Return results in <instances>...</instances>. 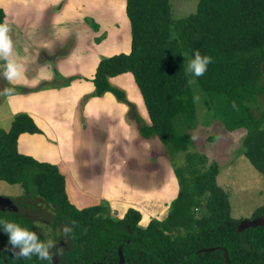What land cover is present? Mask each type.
<instances>
[{"label": "trees", "instance_id": "trees-1", "mask_svg": "<svg viewBox=\"0 0 264 264\" xmlns=\"http://www.w3.org/2000/svg\"><path fill=\"white\" fill-rule=\"evenodd\" d=\"M124 13L129 49L98 60L90 79L93 94L110 92L124 101L123 93L111 86L108 78L129 72L149 119L145 124L128 105L127 116L138 134L156 137L172 150L186 151L189 136L173 123L178 114L182 115L178 127L189 126L194 120L181 53L186 50L190 59L199 50L212 58L205 74L195 78L208 96L213 118L227 131L244 129L242 155L264 173V107L254 113L246 103L255 95H264V0H197L194 12L177 19L171 17L167 0H124ZM2 18L0 9V24ZM85 22L97 29L93 21ZM4 63L0 59V71ZM24 132H41L25 113L13 115L8 129L0 130V180L53 203L61 226L72 229L68 238L62 235L69 249L58 264H116L118 249L123 264H226L222 251L228 264H264V226L236 231L240 219L230 217L227 194L215 182L219 162L213 160L200 170L191 166L192 156L186 154L187 162L178 169L169 158L177 182L176 196L162 219H150L139 226V212L130 207L115 218L113 214L118 212L111 213L106 203L82 208L72 205L56 165L17 152L16 138ZM197 158L203 166L204 157ZM263 210L264 205L252 217ZM12 222L27 229L23 222ZM204 248L213 250L201 251ZM2 251L0 263L5 257L7 264H47L35 255L20 258Z\"/></svg>", "mask_w": 264, "mask_h": 264}, {"label": "crops", "instance_id": "crops-1", "mask_svg": "<svg viewBox=\"0 0 264 264\" xmlns=\"http://www.w3.org/2000/svg\"><path fill=\"white\" fill-rule=\"evenodd\" d=\"M98 1L0 0L1 24L10 28L7 34L12 41L10 58L21 66L20 77L11 82L0 71L2 89H12L4 95L6 114L12 117L25 113L41 130V133H20L16 150L31 158L34 155L38 162L56 165L66 178L65 193L71 189L94 204L105 200L111 213L130 207L141 213V219H162L176 196L177 182L158 139L141 137L134 121L127 116L131 105L142 121L149 124L131 74L124 72L108 78L111 85L124 88L127 103L117 101L110 92L93 94L89 79L98 60L129 49L124 0L109 2L122 15L125 39L119 37L122 24L119 15L109 6L100 14L95 9ZM87 18L95 20L97 30L85 22ZM54 70L63 79L55 77ZM67 77L71 79L63 84ZM99 153L106 154L102 161L84 155ZM124 172L129 175L126 177ZM92 176L94 179L87 180ZM140 176L145 179H133ZM94 184L96 188H92ZM124 186L129 189L140 186L138 189L146 193V198L125 200L128 195L118 194L119 187ZM148 207H153V212L147 211ZM141 219L138 225L145 226L148 221Z\"/></svg>", "mask_w": 264, "mask_h": 264}, {"label": "rangeland", "instance_id": "rangeland-1", "mask_svg": "<svg viewBox=\"0 0 264 264\" xmlns=\"http://www.w3.org/2000/svg\"><path fill=\"white\" fill-rule=\"evenodd\" d=\"M167 1L169 4L171 17L173 19H177L189 13L194 12L195 5L197 2V0H167ZM111 4L112 2H109V0L108 2L107 0H99L97 5H95L96 6L95 9H97V11L100 14H103V10H105V7L109 6L111 8V6L113 5ZM114 8L113 7L111 8L113 13L119 15L116 12V10L118 9L114 10ZM62 14L65 17L66 14L64 12ZM119 17L122 23L120 26L121 29L119 32L120 35L119 37L125 39V24L123 22L122 15H119ZM124 18H126L125 15ZM114 22L115 24H118V21H116V19ZM127 25L128 22L126 23V26ZM54 53H56V50L54 51ZM181 54L183 58L184 68L186 69L189 55L186 50L182 51ZM53 75L55 77L63 79L56 70L53 71ZM187 77H188V81H192L191 83L189 82V87L192 93L193 103H194V120L189 126L181 125L180 127H178L177 121L181 118L182 115L178 114L174 118L173 123L175 128L177 130L179 128L180 129L178 130L179 132L185 131L189 136V142L186 151L172 150V148H169L170 146L166 147L160 143L165 152L168 163L171 166L169 162V158H170L178 169H182V167L187 162L186 154H190L192 156L191 158L193 162L191 166L196 168L199 167L200 170L205 169L206 166L213 160L219 162L220 166L215 176V182L227 194L230 217L240 220L250 219L252 218V214L254 213V211H257L261 206L264 205V173L257 171L253 167V165L247 160V158L244 155H242L240 138L244 132V129L238 128L233 131L225 130L221 125V123L217 119L213 118L210 106L208 104V96L200 88V86L196 81V78L194 76H191L190 74H187ZM68 78L69 77L64 79L63 83H65L64 81H66ZM83 79L87 80L86 78ZM261 81H264V63H262L261 66ZM111 86L120 90L123 93V95H125L124 94L125 92L123 90L124 88L121 89L114 85ZM3 91L4 90L0 86V93H2ZM196 97H199V99L197 100ZM116 100L122 103H127L126 99L124 101H120L118 99ZM246 103L251 108V110L254 113H256L264 107V95L263 94L255 95L251 97ZM11 105L14 106L13 103H11ZM11 118L12 117L7 116L6 114L4 95H0V130L6 131L8 129ZM193 136H196L197 139L193 140L192 139ZM84 155H88L93 159H98L94 161H102V159L105 157L106 154L99 153V154H84ZM199 156L204 157V160H202L203 166L201 165L199 166V163H197L198 162L197 157ZM32 157L34 158V155H32ZM124 175L127 177L129 173L124 172ZM183 175L186 176L187 174L183 171ZM65 179L66 178L64 177V180ZM90 179H94V176H92V178L91 177L87 178V180ZM133 179L139 181V180H144L145 178H143V176H140ZM96 187H97L96 184L92 186V188H96ZM116 187L117 186H114V188ZM138 187L140 186H135L131 189H129L128 186L119 187L118 194L119 196L128 195L129 199H125V200H129V201L144 200L146 198L145 195L146 193H144L141 189L139 190ZM0 192L4 194L9 193V195H15V194L20 195L22 193V190L16 184L11 185V184H7L6 182L0 181ZM66 193L68 196L67 198L68 201H70L77 208L87 207L91 204H94L91 203L92 202L91 199H86L81 196L79 197L71 189L69 191H66ZM149 199L150 200L153 199V194L149 195ZM100 202L107 204V201L105 200H101L99 201V203ZM126 208H118L116 209V211L118 212V214H120L121 211L125 210ZM147 211L153 212V207H148ZM139 215H140L139 218L140 220L141 219L140 212ZM113 217L117 218L118 216L113 214ZM143 217H145V215H143ZM150 218L151 217H147L145 219L142 218L141 220L143 222L144 220L149 221ZM151 219H156V218H151Z\"/></svg>", "mask_w": 264, "mask_h": 264}, {"label": "clouds", "instance_id": "clouds-1", "mask_svg": "<svg viewBox=\"0 0 264 264\" xmlns=\"http://www.w3.org/2000/svg\"><path fill=\"white\" fill-rule=\"evenodd\" d=\"M9 31L10 28L7 24H0V59L5 61L3 65V77L11 82L20 77L21 66L10 58L12 55V41L7 35ZM210 63H212L211 57L202 55L199 50H195L187 61L185 72L194 77H201L207 71V66ZM189 82L191 83L192 81ZM11 91L12 89L6 88L0 95H8ZM196 99L198 100L199 97H196ZM192 139L195 140L197 137L193 136ZM0 224L3 225L4 232L8 236V242L12 247L13 255L20 258H31V256L35 255L39 259L51 261L52 255L50 250L56 247L55 241L47 238L48 232H51V229L43 232L46 238L41 240L35 232L29 231L17 223L5 220L0 221ZM58 231L65 238H68L72 229L68 226H61ZM61 253L62 249L57 248L56 255H60Z\"/></svg>", "mask_w": 264, "mask_h": 264}, {"label": "flooded vegetation", "instance_id": "flooded-vegetation-1", "mask_svg": "<svg viewBox=\"0 0 264 264\" xmlns=\"http://www.w3.org/2000/svg\"><path fill=\"white\" fill-rule=\"evenodd\" d=\"M5 220L23 222L29 231L35 232L43 240L46 238L43 232L51 229L47 238L55 241L56 247L50 250L52 259L51 261L45 260L47 264H58L63 254L69 249L68 241L64 240L58 231L61 222L60 219L56 218V206L53 203H46L42 197L36 194H26L23 190L20 195L0 192V221ZM9 246L8 236L4 232L3 225L0 224V250L5 249L8 255H11ZM57 248L62 249L60 255H56ZM3 253L4 251L0 252V255ZM1 261L3 263L0 264H7L5 257H1Z\"/></svg>", "mask_w": 264, "mask_h": 264}, {"label": "water", "instance_id": "water-1", "mask_svg": "<svg viewBox=\"0 0 264 264\" xmlns=\"http://www.w3.org/2000/svg\"><path fill=\"white\" fill-rule=\"evenodd\" d=\"M257 226H264V210L257 216L252 217L250 219H242L236 225V231L240 232L246 228H254ZM213 248H204L201 251H211ZM9 253L13 255V250L11 245L9 246ZM223 260L226 264H228L226 252L222 251ZM116 264H123V257L120 249L117 250V261Z\"/></svg>", "mask_w": 264, "mask_h": 264}]
</instances>
